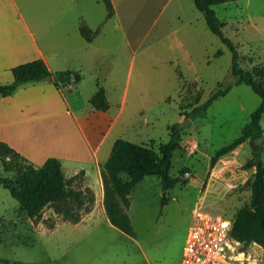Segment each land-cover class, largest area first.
<instances>
[{
    "label": "rangeland",
    "instance_id": "rangeland-1",
    "mask_svg": "<svg viewBox=\"0 0 264 264\" xmlns=\"http://www.w3.org/2000/svg\"><path fill=\"white\" fill-rule=\"evenodd\" d=\"M111 1L114 14L108 19L102 0H18V4L42 37L41 43L57 54L50 53L58 60L53 67L71 63L69 54L76 48L64 39V27L69 26L64 17L76 13L91 28H100L91 43L81 42L85 49L73 58L82 73L77 87L86 98L97 84L103 86L110 111L117 110L124 96L127 124L120 127L122 138L158 150L168 141L171 127H178L196 104L235 81L231 52L209 31L192 0ZM212 8L224 23V36L243 58L240 66L264 65V0H229ZM218 49L223 53L215 57ZM259 103L249 86L235 85L180 129L169 174L180 176L182 182L166 192L164 206L160 200L165 191L158 177L147 176L134 186L127 212L135 237L105 224H73L52 204L31 219L0 186V259L19 264H79L80 259V264H178L192 211L211 171L212 177L219 178L206 188L204 204L221 208L227 218L249 204L254 168L242 165L259 147L264 166V139L259 144L246 139L214 163L212 157L240 135ZM261 126L264 138V116ZM191 142L197 143L193 152ZM183 169L190 172L189 178L181 174ZM0 176H14L4 169L1 159ZM121 179L126 175L121 174ZM67 205L73 216L88 209L69 200ZM245 245L248 254L264 255L256 241Z\"/></svg>",
    "mask_w": 264,
    "mask_h": 264
},
{
    "label": "trees",
    "instance_id": "trees-1",
    "mask_svg": "<svg viewBox=\"0 0 264 264\" xmlns=\"http://www.w3.org/2000/svg\"><path fill=\"white\" fill-rule=\"evenodd\" d=\"M195 8L203 13L205 24L209 31L216 35L231 52V74L235 81L224 89H218L200 105L196 104L187 113V118L193 120L205 113L211 103L224 96L233 86L244 84L260 98V103L251 112L249 121L242 127L240 135L231 143L219 148L212 157L214 163L221 156L234 151L246 139L254 142L263 137L261 119L264 116V65L245 69L240 66L243 59L233 43L223 34L224 23L218 18L212 6L223 4L229 0H192ZM106 9V19L114 14L111 0H102ZM99 29L92 30L87 25L79 27L80 35L91 42L98 34ZM223 50L218 49L215 57L222 55ZM12 81L0 86V98L11 95L19 86L27 83H37L51 79L54 86L60 89L68 85H77L82 80L80 70L66 69L50 71L46 62L34 59L15 65L10 68ZM91 108L106 111L109 104L103 86L97 84L94 95L89 99ZM176 125L171 127L167 142L159 145L158 150L144 144L133 143L124 139H117L112 145L106 162L102 165L101 177L104 189V208L110 223L124 234L134 237L135 232L126 209L130 205V192L134 186L145 176H156L160 179L162 191L173 188L181 177H171L169 170L174 151L179 148L180 130ZM259 147H255L251 157L242 165L243 169L254 168L253 180L250 184L251 197L248 205L236 210L231 218V234L244 243L256 241L264 252V166L260 159ZM0 159L7 172H12L13 177L0 176V186L7 189L10 196L19 204V211L27 217L36 219L41 216V210L52 204L63 217L71 218L69 221L76 223L79 215L73 216L69 209L68 200L76 206L91 205L92 192L87 189L88 197L83 196V191L71 187L70 179L64 177L61 163L54 157L47 158L43 164L36 166L6 142L0 141ZM184 169L181 174H184ZM121 174L126 179H121ZM186 184V181H183ZM84 192V193H85ZM161 198V205L166 201ZM66 203L65 204H63ZM1 243V236H0ZM2 264L11 263L7 259H0Z\"/></svg>",
    "mask_w": 264,
    "mask_h": 264
},
{
    "label": "crops",
    "instance_id": "crops-1",
    "mask_svg": "<svg viewBox=\"0 0 264 264\" xmlns=\"http://www.w3.org/2000/svg\"><path fill=\"white\" fill-rule=\"evenodd\" d=\"M64 24L69 25L64 27V39L76 45L69 56L76 59L85 49L81 42H87L79 33L80 25H87L86 21L82 15L75 13L64 17ZM87 26L92 30L99 29L94 37L96 39L101 33L100 28ZM41 39L23 15L18 0H0V86L12 81L11 67L38 58L46 62L50 71L79 70L80 66L73 58L70 59L71 63L65 62L64 66H51L57 65L58 60L51 57L57 54H53V49L47 50ZM95 92L93 90L83 98L77 85L57 89L51 79L19 86L11 95L0 98V141L6 142L36 166L43 164L49 157L58 159L64 177L70 179L72 188L83 193L87 189L92 192L91 205H88L87 210H82L78 222L71 223L112 227L103 204L101 169L115 140H126L120 132V127L126 122V116L123 115L125 97H122L117 110L110 111L108 108L100 111L89 104ZM168 190L163 194L164 197ZM56 223L47 227H53ZM42 226L45 225H38Z\"/></svg>",
    "mask_w": 264,
    "mask_h": 264
},
{
    "label": "built area",
    "instance_id": "built-area-1",
    "mask_svg": "<svg viewBox=\"0 0 264 264\" xmlns=\"http://www.w3.org/2000/svg\"><path fill=\"white\" fill-rule=\"evenodd\" d=\"M189 148L193 152L197 143L191 142ZM183 175L189 178L190 172ZM217 178L210 174L202 183L203 192L192 211L180 264H264V255L248 254L246 243L232 236L231 218L225 217L221 208L204 204L206 188Z\"/></svg>",
    "mask_w": 264,
    "mask_h": 264
},
{
    "label": "water",
    "instance_id": "water-1",
    "mask_svg": "<svg viewBox=\"0 0 264 264\" xmlns=\"http://www.w3.org/2000/svg\"><path fill=\"white\" fill-rule=\"evenodd\" d=\"M190 124H191V121L187 117H185V118H183L182 123L178 127H176L175 129L176 130L184 129L187 127V125H190ZM263 139H264L263 137L257 138V139H255V143L259 144L262 142Z\"/></svg>",
    "mask_w": 264,
    "mask_h": 264
}]
</instances>
